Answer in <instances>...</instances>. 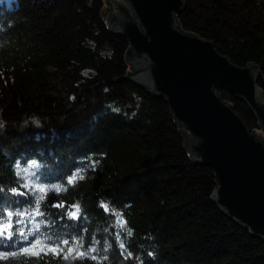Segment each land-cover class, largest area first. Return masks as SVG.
I'll return each mask as SVG.
<instances>
[{
	"label": "trees",
	"instance_id": "1",
	"mask_svg": "<svg viewBox=\"0 0 264 264\" xmlns=\"http://www.w3.org/2000/svg\"><path fill=\"white\" fill-rule=\"evenodd\" d=\"M185 2L177 16L184 31L264 75V0ZM105 4L0 0V226L10 222L13 233L0 236V264H264V240L210 198L214 170L183 148L169 102L124 77L130 44L108 28ZM217 91L251 130L260 128L245 100ZM77 172L83 179L69 184ZM25 184L67 189L40 203L43 223L28 236L41 240L38 255L23 252L31 217L15 215L40 195ZM73 204L78 219L67 215ZM64 239L59 255L47 250ZM75 241L80 252L95 247L97 259L75 250L64 259Z\"/></svg>",
	"mask_w": 264,
	"mask_h": 264
},
{
	"label": "water",
	"instance_id": "2",
	"mask_svg": "<svg viewBox=\"0 0 264 264\" xmlns=\"http://www.w3.org/2000/svg\"><path fill=\"white\" fill-rule=\"evenodd\" d=\"M111 1L120 12H114ZM185 7V0H106L101 13L108 28L130 44L124 53L130 70L124 77L166 98L183 148L193 162L214 170L217 185L210 198L264 240L261 71L254 62L233 63L212 40L184 31L177 16ZM218 88L245 100L262 132L251 130Z\"/></svg>",
	"mask_w": 264,
	"mask_h": 264
},
{
	"label": "snow or ice",
	"instance_id": "3",
	"mask_svg": "<svg viewBox=\"0 0 264 264\" xmlns=\"http://www.w3.org/2000/svg\"><path fill=\"white\" fill-rule=\"evenodd\" d=\"M32 166L35 167V161H33ZM17 167H19V165H17ZM77 179H83V175H81V173H79V172H77L74 176H71L69 178V180H68V183L69 184H74L77 181ZM24 187H26V188L34 187L38 191V193H40V195H38L37 198H36L35 208L26 209L22 213L21 212H16L15 213V215L18 216V217L19 216H29V217H31L32 223L34 225V228H33L32 232L28 233L27 235H25L23 232L20 233V235L23 236L24 240L27 242L26 246L23 247V252L24 253H32L34 255H38L39 253L38 252H33V250L38 245L42 244L41 240L39 238H35V239L29 241L28 240V236H35L36 232H38V230H39V228L41 226V223H43V221L37 222L36 219H35L37 216H42L43 215V213L40 211V203H41V201H43L45 199L47 192L54 190L55 192L59 193L61 191H66L67 189L64 188L63 185H59V184L51 185V186L42 185V184H35V185L25 184ZM12 191L15 192L16 189H13ZM55 206L56 207H61V208L64 207L63 204L55 205ZM101 206L104 207L105 211H108V206L106 204H102ZM80 211L81 210H80L79 204H73L69 208V210L67 212V215L71 219H78L79 216H80ZM115 215L117 217V221H116L117 225L120 226V227H124V225L126 224V221H124L122 219L120 213H115ZM8 216L12 217L13 213L9 212ZM11 228H12V225H11L10 222L8 224H6V225L0 226V236H4L5 233H7L8 238L11 239L13 233L11 231H7L8 229H11ZM128 235H131V231L130 230H128ZM48 239L50 240L51 238L49 237ZM52 243L55 244L56 247L47 248V246L44 245V246L41 247V251H44L45 248H47L48 251H52L55 254L59 255V253L63 251V248L61 247V244L67 246L69 244V241L67 239H64L63 241H52ZM78 246H82L81 241H75L74 242V246L68 248V253L64 255V259H68V254H70L74 250L76 251L77 256H79V257L87 256V257H89L92 260H96L97 259L96 256L91 255V253L97 251V249L95 247L89 248L87 252H80L78 250ZM120 247L121 248L124 247L123 242H121ZM17 254L18 253H16V252L12 253V255H17ZM105 259H106V257H105Z\"/></svg>",
	"mask_w": 264,
	"mask_h": 264
},
{
	"label": "rangeland",
	"instance_id": "4",
	"mask_svg": "<svg viewBox=\"0 0 264 264\" xmlns=\"http://www.w3.org/2000/svg\"><path fill=\"white\" fill-rule=\"evenodd\" d=\"M118 1H124V0H118ZM111 3H112V5H113V7H114V12H115V13L120 12V11H119V7H117V5L115 4V2H114V1H111ZM221 99H222V98H221ZM222 100H224V99H222ZM257 131H261V132H262V129L259 128V129H257Z\"/></svg>",
	"mask_w": 264,
	"mask_h": 264
},
{
	"label": "clouds",
	"instance_id": "5",
	"mask_svg": "<svg viewBox=\"0 0 264 264\" xmlns=\"http://www.w3.org/2000/svg\"><path fill=\"white\" fill-rule=\"evenodd\" d=\"M0 127H3V124L2 123H0ZM106 247H110V245L106 244Z\"/></svg>",
	"mask_w": 264,
	"mask_h": 264
}]
</instances>
